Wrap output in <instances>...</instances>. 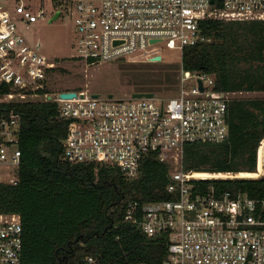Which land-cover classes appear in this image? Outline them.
<instances>
[{
  "label": "built area",
  "instance_id": "built-area-1",
  "mask_svg": "<svg viewBox=\"0 0 264 264\" xmlns=\"http://www.w3.org/2000/svg\"><path fill=\"white\" fill-rule=\"evenodd\" d=\"M52 1L64 4L73 16L75 56L92 61L150 58L155 53L161 57L165 45L177 47L182 56L185 45L208 37L201 26L205 17H264V0ZM10 2L0 0V81L9 83L0 92V182L4 183L18 179L21 160V112L11 102L27 93L37 94L53 64L17 28ZM31 2L14 0L15 10L27 22L44 13L42 7L34 10ZM74 89V95L62 96L57 90L44 97L53 99L59 114L67 118L61 157L115 163L126 177L138 173L149 150L164 160L173 150L180 160L176 167L169 166L170 195L128 197L123 202L124 220L148 236L166 237L160 258L107 259L87 251L68 264H264V192L216 190L212 184L203 189L196 179L207 175L182 165L186 142L219 141L228 133L230 90L216 87L213 72L185 68L180 58L177 90L159 100L155 94H93ZM255 168L247 176L264 180V135L257 145ZM22 229L18 211H0V264L20 259Z\"/></svg>",
  "mask_w": 264,
  "mask_h": 264
},
{
  "label": "trees",
  "instance_id": "trees-1",
  "mask_svg": "<svg viewBox=\"0 0 264 264\" xmlns=\"http://www.w3.org/2000/svg\"><path fill=\"white\" fill-rule=\"evenodd\" d=\"M201 26L208 37L183 47V66L213 72L220 89H264V17H205ZM169 73L136 83L147 85L140 89L156 88L164 79L175 80ZM8 88L9 83L0 81V92ZM44 89V83L38 87ZM11 105L21 112V160L18 179L0 182V211H18L23 227L20 259L11 264H62L63 253L68 264L87 251L107 259L160 258L166 237L148 236L124 220L123 202L170 195L168 162L149 150L138 173L126 177L115 163L70 161L60 156L67 118L53 99L22 98ZM227 119L223 139L183 145L184 168L253 171L264 135V96L229 97ZM196 182L203 189L212 184L216 190L264 192L261 176H204Z\"/></svg>",
  "mask_w": 264,
  "mask_h": 264
},
{
  "label": "rangeland",
  "instance_id": "rangeland-1",
  "mask_svg": "<svg viewBox=\"0 0 264 264\" xmlns=\"http://www.w3.org/2000/svg\"><path fill=\"white\" fill-rule=\"evenodd\" d=\"M31 7L37 10L42 7L44 13L38 15L33 21L20 18L15 10L14 0L9 3V8L15 17L17 28L22 32L27 42L38 45L53 64L48 66L44 78V90L36 93H27L21 98H44L47 93H54L63 88H83L90 91L115 94H128L133 89L147 88V85L136 83L148 77H160L169 73L175 74V80L164 79L160 86L152 88L155 98L169 96L177 90V79L180 66V51L177 47L165 45L159 58L134 57L132 59L122 57L113 60L88 61L75 56L77 51V33L75 32L74 19L64 4L52 0H32ZM56 8L61 12L52 17ZM191 79V75L187 80ZM16 96V95H15ZM228 96H264V89H234L228 91ZM51 99V98H50ZM175 151L168 154V162L171 168L178 164L180 156ZM255 170L257 168H254ZM252 169V170H254ZM248 170H226L225 172L196 171L207 176H233L247 175Z\"/></svg>",
  "mask_w": 264,
  "mask_h": 264
},
{
  "label": "water",
  "instance_id": "water-1",
  "mask_svg": "<svg viewBox=\"0 0 264 264\" xmlns=\"http://www.w3.org/2000/svg\"><path fill=\"white\" fill-rule=\"evenodd\" d=\"M60 12V9L57 8L52 16V17H55L59 14ZM160 57V53H155V54H152L150 58H159ZM198 81H199V86L202 88L203 87V84L201 82V78L198 77ZM76 93V90L74 88H63V89H60L58 90V94L59 95H62V96H70V95H74ZM93 94H98V91H93L92 92ZM154 93V90L153 89H140V88H137V89H133L131 91V94L133 95H139V94H148V95H152ZM108 94H112V91H109ZM76 238H78V236H76ZM61 258H63V262L62 264H66L67 262V258H66V253H63V255H61Z\"/></svg>",
  "mask_w": 264,
  "mask_h": 264
},
{
  "label": "bare ground",
  "instance_id": "bare-ground-1",
  "mask_svg": "<svg viewBox=\"0 0 264 264\" xmlns=\"http://www.w3.org/2000/svg\"><path fill=\"white\" fill-rule=\"evenodd\" d=\"M196 173V171H194ZM246 173L245 174H253L254 173V170L253 171H245ZM196 174H199L201 175L200 173H196Z\"/></svg>",
  "mask_w": 264,
  "mask_h": 264
}]
</instances>
